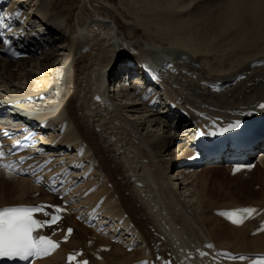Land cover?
Here are the masks:
<instances>
[{
	"label": "bare ground",
	"instance_id": "obj_1",
	"mask_svg": "<svg viewBox=\"0 0 264 264\" xmlns=\"http://www.w3.org/2000/svg\"><path fill=\"white\" fill-rule=\"evenodd\" d=\"M20 1L25 11L26 7L35 9L34 17L28 13L34 21L29 22V16L25 21L34 27L35 21L40 19V30H46L37 45L41 44L43 49L33 66L29 60L22 59L14 69L12 61L0 58V84L6 88L9 96V99H0V111H9L6 108L10 102L17 104L22 100L17 107L25 108L29 113L27 117L54 128L51 139L46 138L49 142L58 141L57 145L61 147L72 146L85 156L87 150L93 154L88 157L98 161V170L105 177L104 187H99L88 196L86 202L90 200L95 204L103 195L106 196L103 206L106 214L119 217L127 213L150 249L152 242L157 243L165 237L166 241L162 244L165 247H190L192 244L213 241L219 247L236 252L263 253L264 233L252 236V223L235 227L214 214L216 208L245 203L218 206L215 199L206 200L209 196L213 198L218 188L227 186L222 180L221 167L209 169L210 176L205 174L193 184L194 188L201 185L199 196L202 200L198 211H194L190 201L180 196V188L173 183L168 173L175 163L194 154L192 146L184 139L188 137L189 131L176 132L174 125L178 122L169 121L166 119L167 114L138 102L133 97L131 87L119 83L134 70L127 66L128 63L138 64L141 68L144 61L155 67L167 61L174 63L179 70V74L163 82L165 86L168 84L171 99L179 102L184 100L205 112L220 114L229 109L241 112L251 109L264 99V66L259 69L250 67L252 62L264 58V0H220L218 4L213 2L219 0H134L138 7H129V15L133 13V18L143 26L144 32L153 36L158 43L155 45L154 42L146 50L143 48V52L132 41L121 39L106 22H86L87 19H84L85 23L82 21L84 24L77 32L73 41L75 46L71 42L68 45L70 48L64 50L65 41L68 40L65 35L68 24L59 20L61 17L54 12L51 17L49 11L54 0H50L49 5L45 4L47 0H43V3L39 1L41 3L38 5H33V0ZM208 3L217 5L214 13L201 11L202 7L206 9ZM114 21L120 29L119 21L115 18ZM134 31L131 27L127 37ZM50 33L54 34L53 39L48 35ZM56 39H59L57 43L60 47L57 43L56 47L53 46ZM132 48H136L138 53H134ZM117 54L120 59L115 58ZM49 57L53 63L48 67ZM35 61L47 64L48 68H43L44 74L35 71L38 68ZM62 61L64 65L58 74L56 70L59 71L60 67L56 69L54 66ZM51 67L54 68L52 72ZM55 72L61 76L57 77ZM243 73H249V77L225 93H213L206 85L213 81H234ZM107 78L114 83L109 93L105 89ZM175 84L179 86L178 90L172 89ZM53 89L59 92L58 101L51 100ZM97 96L102 97V100L96 99ZM27 97L34 100L46 97L40 104L41 112L26 102ZM106 97L110 99L106 100L107 103L103 101ZM8 113L19 122L26 119L21 113ZM63 128L65 130L61 133ZM85 141L88 145L86 150L82 145ZM260 167L256 171L245 169L234 176L229 169L227 187L233 186L234 180L240 181V176L246 173L253 174L251 180L257 176L264 181V159ZM94 175L89 176V185L95 182L89 181ZM138 182L143 186L138 185ZM107 183L114 185L113 189L107 188ZM240 186L237 190H248L249 181L246 179ZM40 189L28 178L18 176L7 189L11 193L15 191V200L0 198V206L24 201L37 202L46 198L48 194ZM39 191L42 195L33 198L32 195ZM126 192H130V195L126 196ZM251 193L258 197L251 204L262 206L264 188L261 192ZM116 196L115 205L110 199ZM124 222L126 224L129 221ZM73 223L76 231L70 243L65 245L66 248L84 246L88 255L92 248L109 241L91 233L90 229L75 219ZM151 227L155 228L158 235ZM91 234L95 236L94 245L87 248L86 241ZM111 249L110 252L102 253V264H130L142 256L141 250L130 253L122 245H112ZM49 261L60 263L61 252Z\"/></svg>",
	"mask_w": 264,
	"mask_h": 264
},
{
	"label": "rangeland",
	"instance_id": "obj_2",
	"mask_svg": "<svg viewBox=\"0 0 264 264\" xmlns=\"http://www.w3.org/2000/svg\"><path fill=\"white\" fill-rule=\"evenodd\" d=\"M39 1H42V3H43V0H33V5L35 3L37 5L40 4L41 2L39 3ZM49 2H50V0H47L45 4L49 5ZM216 2L218 4L220 2V0L214 1L213 3L216 4ZM213 3H211V4H213ZM211 4L208 3L207 5H205V6H207L206 9H205V7H202L201 11H205L207 14H209L210 12L214 13V11L217 8V5L212 6ZM134 6L138 7L137 3L134 0H103V1L99 0L97 2H94L93 0H54L52 8L50 9L49 12H51V17L55 13L56 15H58V17H61V19H59V20L65 21V23L68 24V25L66 24L67 26H66V31H65V35L68 38V40L66 39V41H65L66 46H64V48H63L64 50L65 49L67 50L68 48H70V46H68V45H70L71 42L74 43V46H75L76 43L73 41L75 40V37L78 34L77 32L81 29L80 27H82V24L85 23L84 19H87L86 22L87 21L95 22L97 20L104 21V22H106V24H108L111 27L112 31H115L116 33L119 34V37H121V39H123L126 42L132 41V43H134L140 49V51L143 48H144V50H146V48L150 47L151 44H154V42H156L155 45H157L158 43L154 39L153 36L152 37L155 41L152 39V37H150V35H147V33L144 32L145 30H143V26L138 24V22L135 20V17L133 18V13H132V15H129V13H131V11H129V7H131L133 9ZM32 8L28 9L26 7V11L29 14H32L34 16L35 9H32ZM52 12H54V13H52ZM109 17H112L113 19H111ZM114 18L119 21L120 29L118 28V26H116ZM82 21H84V23ZM37 22H38V25L39 24L41 25L40 19H37ZM131 27H133V29L135 30L134 31L135 33L132 34L131 36L127 37L128 36L127 32L130 31ZM48 35L53 39V36H54L53 33H50ZM150 39H152V40L150 41ZM58 41H59V39L54 40V43H55V45H53L54 47H56V43ZM57 44H59V43H57ZM139 44H141V45H139ZM59 47H60V44H59ZM63 52H66V51H63ZM63 52L60 51V53H63ZM142 52H143V50H142ZM39 55L40 54H37L36 57H33V59L29 60L30 62L29 61L28 62L33 66L34 60H36L37 56H39ZM119 56L120 55L117 54V56H115V58L118 59ZM60 57L61 56L59 55L58 59H60ZM25 60H28V59H25ZM49 60L50 61L48 62V64H49L48 67L51 66V63H53V59H50V57H49ZM60 61H61V59H60ZM19 62H11L12 68L15 69L18 66ZM58 62H59V60H58ZM35 63H36V61H35ZM36 65L38 68H36L35 71L37 70L36 72L39 73L40 75L45 73L43 68L45 70H46V68H48V67H46L47 64H45L43 62L42 63L37 62ZM63 65H64V61H62L60 64H57L56 66H54V68L56 67V69H58L60 67L59 71L56 70V72L58 74L60 72V69L63 67ZM52 68L53 67H51V70H50L51 72L54 70V68L53 69ZM38 71H40V72H38ZM56 72L54 75H56ZM54 75L52 77H54ZM56 76L60 77L61 75H56ZM0 87H1L0 88V99H4V98L9 99V96L5 91L6 88L4 89V87L1 86V84H0ZM111 89H112V86H110V91H111ZM53 93H54V96L51 100L53 101V100L59 99V94H58L59 92L57 91V89H53L52 94ZM27 98H29V99H27ZM27 98L25 99L26 102L29 103V105H31L32 107H36L35 110L37 112L38 111L41 112L39 109L41 107L40 104L42 103L43 100L46 99V97H43L41 100H37V99L34 100L31 97H27ZM46 104H47V102H46ZM8 110L9 111H7V112L5 111V117L3 119L4 120L9 119L10 121H13V122H15L16 120H13L11 118V116L8 115V112L15 111V112H18V113L25 115L26 117L29 114L25 110V108H19V107L10 108L9 107ZM81 114H82V112L80 113V115ZM177 131H179V130L176 129V132ZM213 167H221L222 175H223L222 180H224L227 183V186H229V184H228V182L230 181V179H229L230 178L229 177L230 176L229 168L226 166H223V165H214V164L213 165H203L195 171H190V170H187V171L182 170L181 171V170H178L177 168H172V167L169 170L168 176L173 178V183L175 185L176 184L178 185L177 186L178 189L180 188V190H179L180 196L184 199L186 198L187 201H190V204L192 205V209L194 211H198L197 209H199V205L201 204L202 199L199 196V191H200L201 185L200 186L198 185V188H199L198 189V188H194L193 184L198 182L199 177H202L205 174L210 176L209 169H212ZM256 168L258 170L261 167L257 166ZM249 170L253 171L252 169H249ZM180 171L182 174H180ZM254 171H256V169ZM93 173H95V175L91 179H89V181H91V180L93 181V179H94L95 183H100L99 186L101 188L104 187L103 186V179H105V177L103 175H101V177H100V174H103V173L97 172V170H95V172H93ZM191 174H193L194 176H191ZM251 175H253V174L252 173H246L245 175L240 176L241 177L240 181L234 180L235 183H233V186H230V187L226 186V188H223V187L218 188V190L216 191V194L214 193V197L212 198L211 196H209L206 198V200L209 199L210 201H212V200L214 201V199H215V203L218 204V206L229 205L232 201H234V202H232L233 204L240 203V202L245 203V204H246V202L252 203L256 199H258V197H255L254 193H251V192H261L262 188H264V181H261V179L257 176L254 177L253 180H251ZM118 178H121V177H118ZM246 179L249 181L250 191H248L249 189L248 190L247 189L246 190L245 189L237 190L241 187L240 186L241 183H243V181H245ZM15 180H16V176L15 177H11V176L5 177V175L3 173H0V198L1 199L6 200V201L7 200H15V193H14L15 191H13L11 193V192H8V190H7L15 183ZM110 184L111 183L107 184V188L111 189L112 185H110ZM105 186H106V184H105ZM191 187H193V188H191ZM191 191H193L195 193H193ZM2 192H4V194H1ZM125 194H126V196H129L130 192H126ZM195 196H197V197H195ZM218 196H219V198H218ZM111 199L113 200V201L110 200L111 203L116 204L117 201L114 200L113 198H111Z\"/></svg>",
	"mask_w": 264,
	"mask_h": 264
},
{
	"label": "snow or ice",
	"instance_id": "obj_3",
	"mask_svg": "<svg viewBox=\"0 0 264 264\" xmlns=\"http://www.w3.org/2000/svg\"><path fill=\"white\" fill-rule=\"evenodd\" d=\"M259 107L264 109V104H260ZM241 125L242 122L236 120L233 123H229L220 131L228 132L232 129H239ZM213 135H215V133H213ZM3 155L4 154L0 152V157ZM23 159L24 158H21V162H23ZM14 167L13 164H0V168L8 170L10 174ZM236 171H239V166ZM43 208L44 206L9 207L0 210V258L27 260L30 257L46 256L59 247L57 242L37 232V229L47 225H54L60 219L58 215H52L50 220L43 221L34 218V214L43 212ZM61 211H63V209L56 207L57 213ZM256 211L257 209L255 208H245L238 212L227 213V216L233 223L242 224L244 218L251 216ZM43 214L48 215L46 212H43ZM261 230H264V228ZM71 232L72 229H68V233L71 234ZM34 233L36 234L34 235ZM209 247H212V245H209ZM201 255L205 254L201 253ZM232 258L236 259V257ZM239 258L241 260L247 259V257L244 256ZM68 259L72 261L75 260L76 257L70 255ZM80 264H88V261H81ZM144 264H147V262H144ZM168 264H170V262H168ZM253 264H264V258L253 261Z\"/></svg>",
	"mask_w": 264,
	"mask_h": 264
}]
</instances>
